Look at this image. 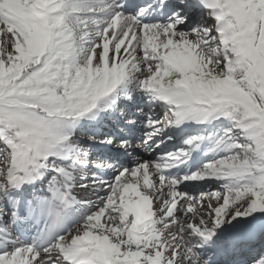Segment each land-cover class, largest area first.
I'll return each instance as SVG.
<instances>
[{"label":"snow or ice","instance_id":"obj_1","mask_svg":"<svg viewBox=\"0 0 264 264\" xmlns=\"http://www.w3.org/2000/svg\"><path fill=\"white\" fill-rule=\"evenodd\" d=\"M0 264H264V0H0Z\"/></svg>","mask_w":264,"mask_h":264},{"label":"rangeland","instance_id":"obj_2","mask_svg":"<svg viewBox=\"0 0 264 264\" xmlns=\"http://www.w3.org/2000/svg\"><path fill=\"white\" fill-rule=\"evenodd\" d=\"M160 115H162V114H160ZM193 183H197V182H193ZM200 190H203V191H205V192H207V191H217V190H220L219 189V187L218 186H215V187H213V186H207V185H205V186H203L202 188H199V189H196L195 191V194L194 195H199V191ZM194 192L192 191V194H193Z\"/></svg>","mask_w":264,"mask_h":264},{"label":"bare ground","instance_id":"obj_3","mask_svg":"<svg viewBox=\"0 0 264 264\" xmlns=\"http://www.w3.org/2000/svg\"><path fill=\"white\" fill-rule=\"evenodd\" d=\"M147 158V157H146Z\"/></svg>","mask_w":264,"mask_h":264}]
</instances>
